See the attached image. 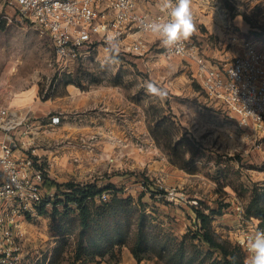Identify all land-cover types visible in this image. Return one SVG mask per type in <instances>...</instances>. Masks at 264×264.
Returning a JSON list of instances; mask_svg holds the SVG:
<instances>
[{"label": "rangeland", "instance_id": "rangeland-1", "mask_svg": "<svg viewBox=\"0 0 264 264\" xmlns=\"http://www.w3.org/2000/svg\"><path fill=\"white\" fill-rule=\"evenodd\" d=\"M209 3L216 13L226 10L230 18L242 13L252 26L264 30V0ZM9 11L11 20L0 21L1 90L11 109H32L37 153L49 179L46 195L56 191L54 181L94 182L99 187L114 183L122 197H133L131 211L140 208L138 198L143 195L151 240L145 260L226 264L219 251L195 234L200 227L195 207L206 213L222 207L223 214L214 216L212 230L220 239L235 243L233 233L241 224L238 207H244L246 217L250 197L246 189L264 182V129L240 126L209 99L194 77L191 62L160 55L154 35L144 34L153 43L148 52L135 54L123 44L118 63L102 67L107 41L95 40L78 58L66 61L57 55L48 33ZM193 19L195 31L189 39L220 67L231 61L234 43L227 44L224 58L216 56L214 50H221L223 43L214 39L203 22ZM233 30L238 32L236 27ZM77 74L85 87L93 78L102 82L88 90L71 84L80 89L73 96L64 83ZM149 80L167 90L165 99L146 93L144 83ZM79 98L82 101L75 104ZM52 115L61 117L55 127L48 125ZM159 122L163 127L157 129ZM166 129L174 141L184 139L187 159L195 154V171L171 162L173 148L162 137ZM63 220L59 233L49 213L24 223L29 232L25 250L35 264H77L73 263L77 222ZM244 227L255 235L249 225ZM57 247H61L59 253Z\"/></svg>", "mask_w": 264, "mask_h": 264}, {"label": "built area", "instance_id": "built-area-1", "mask_svg": "<svg viewBox=\"0 0 264 264\" xmlns=\"http://www.w3.org/2000/svg\"><path fill=\"white\" fill-rule=\"evenodd\" d=\"M13 9L19 20H30L49 34L57 55L66 60L78 58L95 40L116 36L126 49L144 54L152 42L144 25L166 20V14L140 9L138 0H0V21L11 20ZM10 14V15H9ZM152 35V34H151ZM160 55L170 60L182 57L194 65V77L209 97L242 127L264 129V51L248 39L241 50L223 67L212 62L192 40L184 41L179 51L165 49L155 37ZM32 109H11L3 97L0 83V264H35L25 250L29 232L25 222L36 220L41 209H52L45 191L47 173L37 153L36 123ZM60 115H52L48 125L57 126ZM173 194L174 192H169ZM240 210L241 224L233 233L234 242L246 255V241L255 232L258 220L246 218Z\"/></svg>", "mask_w": 264, "mask_h": 264}, {"label": "trees", "instance_id": "trees-1", "mask_svg": "<svg viewBox=\"0 0 264 264\" xmlns=\"http://www.w3.org/2000/svg\"><path fill=\"white\" fill-rule=\"evenodd\" d=\"M81 79L82 75L77 74L76 77L66 80L64 84L65 86L76 84L82 89L88 90L92 84L102 82L101 78H93L85 87ZM161 127L163 124L159 122L157 129ZM162 137L166 141V145L173 148L171 162L191 172L195 171V154L192 153L188 159L186 158L188 151L184 139L180 138L178 141H174L173 135L168 129L163 132ZM46 182L48 183L49 179ZM52 183L56 187L53 196H49L48 199L52 204V209L49 211L41 209L40 213H49L52 216L57 224L55 226L56 233L61 232L64 218L67 219V223L70 220H73L74 223L77 222V229L74 233L73 263L85 264L106 257L118 258L117 254L124 246L129 247L138 261L144 259L150 252L148 218L142 209L144 207L142 194L138 198L140 208L131 211L133 197H122L114 183H108L102 187L94 182L77 184L72 181L64 183L54 181ZM246 190L250 197L245 205V215L248 218L257 219L258 228L264 231V182L255 183ZM195 212L200 226L196 229L195 234L210 249L219 251L226 264H246V255L243 249L229 240L220 239L218 234L212 230L211 224L214 216L223 214L222 207L210 209L209 213L195 207ZM72 215H75L76 219L69 220ZM131 232L132 238H130ZM55 251L59 253L61 247H57ZM179 256L178 260H182L183 255Z\"/></svg>", "mask_w": 264, "mask_h": 264}, {"label": "clouds", "instance_id": "clouds-1", "mask_svg": "<svg viewBox=\"0 0 264 264\" xmlns=\"http://www.w3.org/2000/svg\"><path fill=\"white\" fill-rule=\"evenodd\" d=\"M192 0H158V8L166 14V20H152L144 25V30L159 39L165 49L179 51L195 31L191 11ZM102 67L118 63L120 44L116 36L107 38V47ZM144 89L149 96L163 100L168 93L154 81H145ZM249 264H264V231H258L246 241Z\"/></svg>", "mask_w": 264, "mask_h": 264}, {"label": "crops", "instance_id": "crops-1", "mask_svg": "<svg viewBox=\"0 0 264 264\" xmlns=\"http://www.w3.org/2000/svg\"><path fill=\"white\" fill-rule=\"evenodd\" d=\"M192 0L191 11L193 18L198 19L199 22H203L207 29L210 31L211 35H214V39L223 43L220 45L222 49L214 50V54L221 58H224V51L228 43L232 42L230 49L235 50V55L241 50L242 41L246 37L248 40H251L257 48L264 51V30L258 27L252 26L243 16L242 13L236 14L234 17L230 18L228 11L224 10L223 14L216 13L214 9H209L208 4L210 0ZM214 1V0H213ZM140 9L146 12L154 13L158 10V0H138ZM198 5H201L202 8H199ZM208 10L206 12V9ZM204 17V19L202 18ZM229 17V18H228ZM233 27L237 28L238 32H234ZM245 35V36H243ZM151 41V39H149ZM120 45H123L122 42H119ZM153 44V43H152ZM207 56V55H206ZM208 57V56H207ZM234 57V56H233ZM80 89L75 85H68L67 92L73 96L78 95ZM82 100L79 98L75 104H80ZM78 102V103H77ZM117 261H109L106 258L99 259L98 261L87 262L85 264H155L153 261L142 259L138 261L129 247L124 246L118 254Z\"/></svg>", "mask_w": 264, "mask_h": 264}]
</instances>
